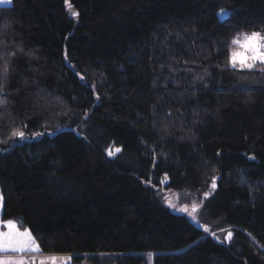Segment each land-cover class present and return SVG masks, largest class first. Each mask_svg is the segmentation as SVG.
Masks as SVG:
<instances>
[{
    "label": "trees",
    "instance_id": "1",
    "mask_svg": "<svg viewBox=\"0 0 264 264\" xmlns=\"http://www.w3.org/2000/svg\"><path fill=\"white\" fill-rule=\"evenodd\" d=\"M253 30L264 0L0 5L1 218L70 264H264V72L229 63Z\"/></svg>",
    "mask_w": 264,
    "mask_h": 264
},
{
    "label": "snow or ice",
    "instance_id": "2",
    "mask_svg": "<svg viewBox=\"0 0 264 264\" xmlns=\"http://www.w3.org/2000/svg\"><path fill=\"white\" fill-rule=\"evenodd\" d=\"M12 0H0V4L11 3ZM67 3V0H66ZM71 8V5L68 6ZM227 10L221 9L219 15H224ZM73 16H78L79 13L73 11ZM229 63L232 68L241 70H254L259 65L261 72H264V32L253 30L251 32L237 33L231 40V49ZM4 75L7 76V67L5 66ZM3 86L0 85V93H3ZM2 102V101H0ZM13 137L26 138L25 132L20 129H15L12 132ZM119 151V149H116ZM108 155H113L111 150ZM212 187H215V178L213 179ZM0 196V202H2ZM180 211L186 212L187 208H181ZM193 212L196 207L193 206ZM5 228V231H0V264H36L35 260L29 262L24 259L27 253H40L41 249L30 230L21 231L18 224L9 219L6 223L0 225ZM205 232L209 229L205 227ZM214 235V233H213ZM225 239L231 241L232 232H227ZM71 258H68L70 260ZM68 260L60 261L55 256L41 259L39 264H68Z\"/></svg>",
    "mask_w": 264,
    "mask_h": 264
},
{
    "label": "rangeland",
    "instance_id": "3",
    "mask_svg": "<svg viewBox=\"0 0 264 264\" xmlns=\"http://www.w3.org/2000/svg\"><path fill=\"white\" fill-rule=\"evenodd\" d=\"M12 3V2H11ZM8 4H0V5H9ZM69 6V5H68ZM226 10V9H225ZM221 10L218 11V15ZM227 14V11L224 15H219L220 17H224ZM204 189L203 190H193V189H182V190H176L173 191L168 188L160 189L157 191V195L159 196V199L162 203H164L166 206L171 208L173 211L181 213L185 215L187 218L195 222L200 227H207L209 229L208 233L214 236L217 240H224L227 232H229L228 229H218V230H212V228L205 226L203 224V221L201 219V206L204 200ZM0 196H2L0 191ZM193 206L196 207V211L193 212ZM181 208H187L186 212L180 211ZM3 209V199L2 202H0V225L6 223L9 219H2L1 213ZM15 221L17 224L18 222L14 219H11ZM19 226V224H18ZM20 230H30L25 227L19 226ZM6 229L3 227H0V231H5ZM32 233V232H31ZM214 233V235H213ZM33 235V234H32ZM55 256L60 261L68 260V258H71V255L69 253H27L24 255V259L31 262L35 260L36 264H39V261L41 259H46L47 257ZM71 263V259L68 260V264Z\"/></svg>",
    "mask_w": 264,
    "mask_h": 264
}]
</instances>
